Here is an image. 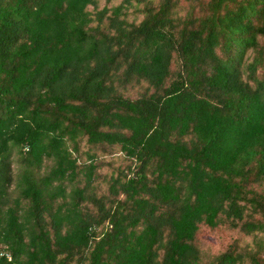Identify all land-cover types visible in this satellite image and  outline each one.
I'll list each match as a JSON object with an SVG mask.
<instances>
[{"label":"trees","instance_id":"obj_1","mask_svg":"<svg viewBox=\"0 0 264 264\" xmlns=\"http://www.w3.org/2000/svg\"><path fill=\"white\" fill-rule=\"evenodd\" d=\"M0 264H264V0H0Z\"/></svg>","mask_w":264,"mask_h":264},{"label":"rangeland","instance_id":"obj_2","mask_svg":"<svg viewBox=\"0 0 264 264\" xmlns=\"http://www.w3.org/2000/svg\"><path fill=\"white\" fill-rule=\"evenodd\" d=\"M97 1L99 2L100 7H102L106 2V0H97ZM90 8L92 9V6H90ZM129 94L131 96H134L135 90L129 91ZM83 145L84 143H82V146ZM86 149H88V147H84L83 150L85 151ZM95 151L98 161L102 166L101 168H99V171L101 173V176L103 177L105 176V174L118 171L119 168H121V166H124L127 163L121 158L119 153L110 154L108 151L104 153H100L101 151L99 150V148H95ZM12 158L15 161L14 167L18 169L20 163L19 158H21V156L17 148L12 149ZM45 164L46 163H44L43 166ZM101 186L105 188L104 183H102ZM233 235L234 234L233 233L231 234V232L228 229H226V227L225 228L220 227L211 232L210 231L200 232L198 237L204 242L210 244V246L213 249V252H215L218 248L225 247L230 242Z\"/></svg>","mask_w":264,"mask_h":264}]
</instances>
